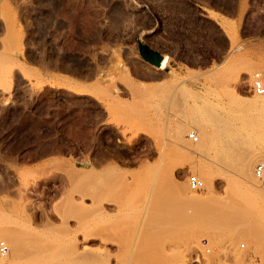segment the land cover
<instances>
[{
	"label": "rangeland",
	"instance_id": "rangeland-1",
	"mask_svg": "<svg viewBox=\"0 0 264 264\" xmlns=\"http://www.w3.org/2000/svg\"><path fill=\"white\" fill-rule=\"evenodd\" d=\"M0 1V264H264V0Z\"/></svg>",
	"mask_w": 264,
	"mask_h": 264
},
{
	"label": "bare ground",
	"instance_id": "bare-ground-1",
	"mask_svg": "<svg viewBox=\"0 0 264 264\" xmlns=\"http://www.w3.org/2000/svg\"><path fill=\"white\" fill-rule=\"evenodd\" d=\"M0 11H1V15L3 16V14H7V11L8 12H11V17L12 16H17V10L15 9V8H13L11 5H10V2L8 1V2H6V1H4V2H1L0 1ZM7 16V15H6ZM9 16V15H8ZM10 18V17H9ZM9 18H7V17H3V19H4V22H6V24H8V19ZM74 25H75V23H74ZM72 28V27H71ZM75 28V27H74ZM7 36L3 39V41H2V48H3V51L0 53V55L2 56H4L5 58V65H6V69H7V71H6V77H3V75L2 74H0V86L1 87H3L4 88V91H11L12 90V78H13V74H14V77H15V80H16V82L21 86V84L23 85V89H25V87H26V85H25V77H21L20 75H19V73L22 75V76H24L23 74L25 73V70L27 69V66L25 65V66H22V65H20V63L19 62H17L16 60H15V58L12 56V55H10V53L9 52H13V48H11V41H12V39H10V37H11V35H9V30H8V28H7ZM74 31V30H73ZM11 34V33H10ZM13 57V58H12ZM3 59V60H4ZM169 59V58H168ZM166 62H168L167 61V58L165 57L161 62H160V68L161 69H163V68H166V65H167V63ZM1 64V63H0ZM48 65V64H47ZM1 66V65H0ZM45 67V66H44ZM17 70H19L20 72H18L17 73ZM24 72V73H23ZM4 75V76H5ZM27 82V81H26ZM66 82V81H65ZM64 86L63 87H68V85H69V90H76L77 89V85L75 84L74 85V83L73 82H66V83H64L63 84ZM74 85V86H73ZM257 85H260L261 86V83L258 81L257 82ZM60 93L62 92V91H59ZM67 92V91H66ZM70 94H72V95H77L76 93H74L73 91H68ZM64 93V92H63ZM68 94V93H67ZM72 95H70V96H72ZM82 100V99H81ZM86 101V100H85ZM78 102H80V101H78ZM75 103V102H74ZM84 103V102H83ZM79 104V103H78ZM5 110V109H4ZM264 139V138H263ZM262 141V140H261ZM264 141V140H263ZM59 145V147H57V145H56V143H55V146L52 148V150L51 151H53V152H56V154H61V152H62V148L60 147V144H58ZM48 148V147H47ZM51 148V147H50ZM49 149V148H48ZM46 151H48L49 152V150H45V148H44V151L43 152H46ZM50 151V152H51ZM42 152V153H43ZM51 154V153H50ZM68 164V163H67ZM71 166V165H70ZM70 166H66L65 165V167L63 166V171H64V174L66 175V178H67V182L69 183L68 185H69V187H70V189L69 190H67V192H66V198H64V200L63 201H65V199L66 200H71V205H74V207H80L81 205H79V204H77V203H75L74 201H73V194H75L76 192H79L80 194H82V192H80V190L82 191V184H83V182H86L87 180H88V177L91 175L90 173L91 172H89V171H87V170H79V169H77V166L75 165V164H73L71 167ZM67 167V169L65 170V168ZM70 167V168H69ZM264 167V166H263ZM62 171V170H61ZM263 183V182H262ZM81 188V189H80ZM64 189V188H63ZM78 193V194H79ZM261 194V193H260ZM65 195V194H64ZM264 195V194H263ZM263 195H261V196H252V195H250V196H247V199H246V202H247V205L249 206V208H252V209H254L253 211L255 212V213H253L254 215L255 214H257L256 213V210H257V212L259 213V216H260V214H262V213H264V196ZM216 197V196H215ZM212 198H214V197H212ZM211 198V199H212ZM207 199H209V198H206L205 200H207ZM231 199V198H230ZM229 199V201H232V200H230ZM215 200V199H214ZM235 201V200H234ZM206 202V201H205ZM224 203V202H223ZM226 203V202H225ZM234 203V202H233ZM213 205H214V203H212ZM232 204V203H231ZM230 204V205H231ZM240 204V203H239ZM24 205V207H26V204H23ZM230 205H228V206H230ZM238 205V204H237ZM207 206V205H206ZM219 206H221V205H219ZM241 206V205H240ZM83 207V206H82ZM82 207H80V208H82ZM221 207H223V206H221ZM233 207V206H232ZM205 208V207H204ZM237 208V207H236ZM223 209V208H222ZM222 209H221V211H222ZM206 210V209H205ZM220 210V209H219ZM225 210H227V209H225ZM232 212V211H231ZM234 213V212H233ZM31 214V213H30ZM29 213L27 214L26 213V217H27V219L29 220V223H30V225H32V224H35L34 222H35V219H34V217L32 216V215H30ZM223 214H225V213H223ZM232 214V213H231ZM251 214V213H250ZM250 214H248V215H250ZM252 214V215H253ZM207 215V214H206ZM238 215H240L241 216V213H239ZM253 215V217H255ZM221 216V215H220ZM240 216H237V217H240ZM243 216V215H242ZM241 216V217H242ZM251 216V215H250ZM262 216H263V214H262ZM224 217V216H223ZM232 217V216H231ZM233 217H234V215H233ZM252 217V216H251ZM222 218V217H221ZM243 218V217H242ZM223 219V218H222ZM225 219H226V217H225ZM253 219V218H252ZM27 220V221H28ZM47 220V221H46ZM46 220H43V221H46V222H44V225H50V219L47 217V219ZM237 220H239V219H237ZM230 221V220H229ZM234 221H236V220H234ZM237 222V221H236ZM229 224H230V222H229ZM233 224V223H232ZM236 224V223H235ZM237 224H238V222H237ZM227 225V224H226ZM221 226V225H220ZM241 234H243V232H241ZM239 235H240V233H239ZM245 235V234H244ZM238 236V235H237ZM240 236H242V235H240ZM11 258V257H10ZM10 258H6L5 260H3L2 262L3 263H5V264H12L13 263V259H10ZM0 263H1V261H0Z\"/></svg>",
	"mask_w": 264,
	"mask_h": 264
},
{
	"label": "built area",
	"instance_id": "built-area-1",
	"mask_svg": "<svg viewBox=\"0 0 264 264\" xmlns=\"http://www.w3.org/2000/svg\"><path fill=\"white\" fill-rule=\"evenodd\" d=\"M255 87H256L257 93L259 95L264 94V88L262 87V85L260 86V85L255 84ZM189 138L192 139L194 142H197L199 139L198 136L196 135V133H190ZM263 173H264V167L259 166L256 170L257 176L262 177ZM188 184H189V187L194 191H201L204 188V182L201 181L197 176H194V175L189 176ZM0 252H1V254H6L8 252V246L4 243H1L0 244Z\"/></svg>",
	"mask_w": 264,
	"mask_h": 264
}]
</instances>
